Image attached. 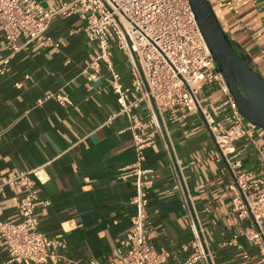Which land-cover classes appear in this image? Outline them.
<instances>
[{
	"label": "crops",
	"instance_id": "crops-1",
	"mask_svg": "<svg viewBox=\"0 0 264 264\" xmlns=\"http://www.w3.org/2000/svg\"><path fill=\"white\" fill-rule=\"evenodd\" d=\"M36 1L50 7L59 0ZM209 1L237 52L264 79L262 0ZM84 22L83 15L53 19L46 35L58 47L31 43L11 58L9 72L0 75V221L21 219L18 190L4 185L10 172L45 164L47 181L34 188L39 230L62 243L59 253L64 260L81 264L123 258L137 170L128 120L116 114L119 106L109 88V75L103 72L90 80L83 73L88 62ZM7 51L8 44L0 37V55ZM120 71L127 82L125 71ZM59 95L66 100L60 102ZM225 99L212 85L198 94L209 109ZM137 113L143 121L139 132L153 139L138 167L148 198L145 227L150 245L168 253L167 264H179L189 255L194 231L185 197L213 264H248L236 248L221 245L243 224L230 208L232 178L227 162L199 117L188 116L185 134L178 124L168 125L169 154L152 123ZM216 119L227 124L228 111H220ZM250 132L255 143H264L263 129L250 125ZM227 160L240 162L244 170L254 169L253 143L238 142ZM122 175L129 176L122 179ZM238 243L246 252L252 249L243 237ZM5 258L0 246V262Z\"/></svg>",
	"mask_w": 264,
	"mask_h": 264
},
{
	"label": "built area",
	"instance_id": "built-area-1",
	"mask_svg": "<svg viewBox=\"0 0 264 264\" xmlns=\"http://www.w3.org/2000/svg\"><path fill=\"white\" fill-rule=\"evenodd\" d=\"M262 3L264 9V0ZM78 15H83L85 21L82 31L88 62L83 73L90 80L103 72L109 75V88L119 106L116 114L128 120L126 130L133 139L137 169L133 182L136 193L129 202L132 214L123 258H109L105 263L90 260L85 264H167L168 253L154 250L146 237L148 198L141 180L143 171L138 167L144 160V148L153 143V139L139 132L143 121L138 111L152 123L163 149L169 154H172V145L168 125L178 124L185 134L183 127L188 116L199 117L227 162L232 178L228 186L230 208L243 224L221 245L236 248L248 264H264V143L253 141L250 124L239 113L217 69L189 0H59L50 7L36 0H0V37L8 44L7 54L0 55V75L9 72L11 58L31 43L58 47L46 35L50 22ZM18 39H22L21 44L17 43ZM115 54L125 60L127 82L115 68L112 60ZM206 85L214 86L226 96L216 108L209 109L198 100L200 90ZM57 98L60 102L66 100L60 95ZM222 110L228 111L227 124L216 119ZM240 141L253 143L257 154L254 169L244 170L240 162L227 160ZM46 181L45 164L12 171L5 181L4 185L18 190L21 219L17 223L0 221V246L6 251V258L0 264L23 261L81 264L64 260L59 253L62 243L45 237L39 230L34 188ZM2 188L3 184L0 191ZM184 208L194 237L190 242L191 252L179 264H213L212 252L194 224L185 197ZM239 237L247 241L253 254L243 250Z\"/></svg>",
	"mask_w": 264,
	"mask_h": 264
},
{
	"label": "water",
	"instance_id": "water-1",
	"mask_svg": "<svg viewBox=\"0 0 264 264\" xmlns=\"http://www.w3.org/2000/svg\"><path fill=\"white\" fill-rule=\"evenodd\" d=\"M217 69L242 117L264 130V79L237 52L222 30L209 0H189Z\"/></svg>",
	"mask_w": 264,
	"mask_h": 264
},
{
	"label": "rangeland",
	"instance_id": "rangeland-1",
	"mask_svg": "<svg viewBox=\"0 0 264 264\" xmlns=\"http://www.w3.org/2000/svg\"><path fill=\"white\" fill-rule=\"evenodd\" d=\"M112 60H113V63L115 64V68L117 70L126 71L127 66H126L125 60H124V58H122V56H120L119 54H115L113 56ZM248 253L253 254V250L252 249L248 250Z\"/></svg>",
	"mask_w": 264,
	"mask_h": 264
}]
</instances>
